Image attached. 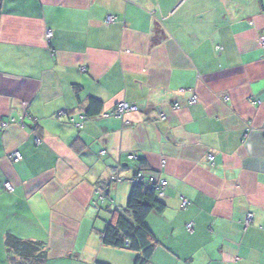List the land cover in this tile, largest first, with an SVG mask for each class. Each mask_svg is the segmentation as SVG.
<instances>
[{
  "label": "crops",
  "instance_id": "1",
  "mask_svg": "<svg viewBox=\"0 0 264 264\" xmlns=\"http://www.w3.org/2000/svg\"><path fill=\"white\" fill-rule=\"evenodd\" d=\"M262 37L264 0H2L0 264L7 235L43 264H135L101 235L138 171L168 184L147 264H264ZM119 103L139 112L104 117Z\"/></svg>",
  "mask_w": 264,
  "mask_h": 264
},
{
  "label": "trees",
  "instance_id": "2",
  "mask_svg": "<svg viewBox=\"0 0 264 264\" xmlns=\"http://www.w3.org/2000/svg\"><path fill=\"white\" fill-rule=\"evenodd\" d=\"M98 106L99 103L91 99L90 108ZM92 114L89 109L88 115ZM164 209L165 205L157 197L155 187L144 183L131 185L126 207L123 211L113 214L101 235L102 244L134 252L135 264H147L155 250V243L146 220L150 214L162 213ZM4 246L8 254L19 260L17 264H43L47 259L44 245L38 242L24 241L7 235Z\"/></svg>",
  "mask_w": 264,
  "mask_h": 264
},
{
  "label": "built area",
  "instance_id": "3",
  "mask_svg": "<svg viewBox=\"0 0 264 264\" xmlns=\"http://www.w3.org/2000/svg\"><path fill=\"white\" fill-rule=\"evenodd\" d=\"M117 22V19L114 17V16H107L106 19H105V23L108 24V25H112V24H115ZM53 34L51 31H48L46 33V40L49 42L52 38ZM260 45L262 47H264V37H262L260 39ZM219 49V48H218ZM198 102V97L196 95H193L189 100H188V105L189 106H192V105H195L196 103ZM172 109L174 111H177L180 109V106L179 105H173ZM136 112H139V109L134 106V105H129V104H126V103H119L117 105H115V107L107 114L104 115V117H114V118H122L124 117L125 115L127 114H130V113H136ZM64 116L63 113H60L58 115V118H62ZM160 119L163 120L165 119V116L163 114H161L160 116ZM69 122L71 124L74 125V127L76 128H81L82 127V123L81 122H78V123H75L73 120H69ZM7 126L6 123H1L0 124V127L1 128H5ZM39 143V139H36V144ZM105 153L104 152H101V155L103 156ZM7 158L13 162H19L22 160V157L21 155L18 153V152H14V153H11L7 156ZM130 159H134V157H130ZM209 162L211 164H214L215 162V157L213 156H209ZM164 165V163H163ZM110 183L112 185H116V184H122V183H128L130 185H133V184H136V183H144L150 187H155V190H156V193H157V197L159 199L163 198L164 197V191L165 189L168 187V184L165 180L161 179V178H154V177H147L145 175H143V173L141 171H138L137 173H135V175L129 179H126L124 177H120V176H115L111 179ZM4 189L9 192V193H13V187L11 186L10 183H5L4 184ZM106 191H101V190H96L95 191V195H96V201L94 202V207L96 209H98V202L99 201H104L105 199V196H106ZM189 201L187 200H183L182 204H181V209L182 210H185L187 208V206H189ZM250 220H251V215H248L247 218H246V222H245V225L246 227L249 225L250 223ZM186 231L189 233V234H192L193 233V223H188L186 225Z\"/></svg>",
  "mask_w": 264,
  "mask_h": 264
}]
</instances>
